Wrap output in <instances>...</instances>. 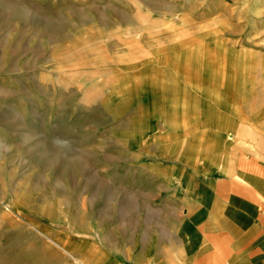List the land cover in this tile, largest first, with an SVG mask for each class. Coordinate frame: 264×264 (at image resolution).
<instances>
[{
    "label": "rangeland",
    "instance_id": "obj_1",
    "mask_svg": "<svg viewBox=\"0 0 264 264\" xmlns=\"http://www.w3.org/2000/svg\"><path fill=\"white\" fill-rule=\"evenodd\" d=\"M224 138L264 156V0H0V264L165 242Z\"/></svg>",
    "mask_w": 264,
    "mask_h": 264
},
{
    "label": "crops",
    "instance_id": "obj_2",
    "mask_svg": "<svg viewBox=\"0 0 264 264\" xmlns=\"http://www.w3.org/2000/svg\"><path fill=\"white\" fill-rule=\"evenodd\" d=\"M223 140L218 156H207L197 161L198 170L188 167L175 177L189 182L185 193L165 186L167 195L180 196L185 204L169 238L139 233L132 243L104 251L100 264H264V156L247 141ZM226 149L232 155L226 157ZM84 261L93 262L92 257Z\"/></svg>",
    "mask_w": 264,
    "mask_h": 264
}]
</instances>
